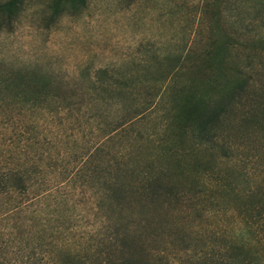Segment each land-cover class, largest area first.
Here are the masks:
<instances>
[{
	"label": "rangeland",
	"instance_id": "rangeland-1",
	"mask_svg": "<svg viewBox=\"0 0 264 264\" xmlns=\"http://www.w3.org/2000/svg\"><path fill=\"white\" fill-rule=\"evenodd\" d=\"M51 1L23 0L10 23L0 17V75L37 73L87 94L76 98L78 103L74 101L71 110L56 111V102L46 99L42 104L48 109L20 114L6 107V99L0 108V153L11 139L23 142L28 137V161L38 158L49 180L66 167L72 168L70 175H78L79 170L85 173L83 181L47 182L51 194L68 198L69 209L59 210L61 218L71 213L77 231H93L96 217L102 215L94 204L107 181V165L135 167V154L141 158L155 154L156 148L146 138L157 140L161 134L162 110L152 104L147 111L141 107L161 90L160 78L176 60L186 70L181 72L182 80L205 81L206 72L197 64L213 42L215 20L219 30L232 38L226 73L247 79L245 93L239 102L234 96L219 116L217 143L196 145L189 136L184 149L193 148L194 155L186 153L182 160L209 161L239 190L264 184V48L256 42L264 39V0H85L78 12H63L55 18ZM99 69L104 72L98 73ZM9 88L1 89L5 92L1 94L11 95ZM221 96L229 102L219 90L210 92V98L218 101ZM161 97L163 106H168L177 96L165 93ZM117 122H123V127L110 132ZM155 162L163 167L174 164L158 154ZM49 171H53L52 178ZM205 179L201 172L187 173L171 182L188 186L194 181L208 182ZM228 194L218 200L221 210L201 197L160 212L162 217L169 216L164 218L168 219L165 232H171L169 251L188 245V256L198 253L214 232L256 244L242 232L243 224L233 210V194ZM261 243L257 248L264 264ZM178 252L186 255L185 250Z\"/></svg>",
	"mask_w": 264,
	"mask_h": 264
},
{
	"label": "trees",
	"instance_id": "trees-1",
	"mask_svg": "<svg viewBox=\"0 0 264 264\" xmlns=\"http://www.w3.org/2000/svg\"><path fill=\"white\" fill-rule=\"evenodd\" d=\"M22 1L5 0L0 3V17L5 23L13 20ZM84 4L85 0H52L51 16L55 18L63 12L76 13ZM214 5L217 6L216 3ZM214 25L211 49L197 64L198 69L206 72L205 81L192 77L182 80L181 74L186 70L183 71L184 67L176 60L168 74L160 78L161 90L142 105L144 111L151 104L162 110L161 134L157 140L149 138V135L146 138L147 144L156 148L155 154L148 153L144 158L135 154L132 159L137 168L120 167V163L107 165V181L99 201L94 204V209L102 215L96 217L97 225L93 231H77L76 217L71 213L61 218L59 210L69 209L68 198L51 194L47 185V182L64 179L69 182L71 178L83 181L86 177L83 171L70 175L72 168L66 167L49 180L38 164V158L28 161V137H24L23 142L13 138L4 145L0 153V264H263L257 246L261 240L264 241V184L257 183L254 187L239 190L232 179L221 175L209 161L195 157L188 158L186 163L182 160L186 153L194 155L193 148L184 149L189 136L196 145L216 142L219 116L229 103L232 104L234 96H238L239 102L245 93L247 79L226 73V57L231 51L232 38L219 30L217 20ZM256 42L264 48V39ZM101 72L104 70L99 69L98 73ZM41 77L37 73L31 77L1 74L0 108L7 99L6 107L16 109L19 114L34 108L42 111L48 109L42 102L51 99L56 102V111L71 110L75 107V99H84L83 94H87V91L80 93L62 81L51 82L49 78ZM9 87L13 90L11 95L1 94L5 93L1 89ZM214 89L222 92L229 102H224L222 96L220 101L210 98ZM165 93L178 98L173 99L171 105L163 106L161 96ZM180 94H184L182 99ZM121 126L123 122H117L110 132ZM156 154L171 158L173 166L156 164ZM52 172L47 174L51 178ZM199 172L208 182L194 181L188 186L182 182H171L174 177ZM228 192L233 194V210L243 224L242 232L256 244L245 239H227L214 232L200 246L198 253L188 256L187 253L191 252L188 245L175 252L169 251L171 232H165L168 219L164 221L169 216L162 217L160 212L164 213L173 204L180 205L185 200L201 197L221 210L218 200L229 195ZM184 241L180 237V242ZM260 248L264 251V243ZM182 250L186 255L179 254L178 251Z\"/></svg>",
	"mask_w": 264,
	"mask_h": 264
}]
</instances>
